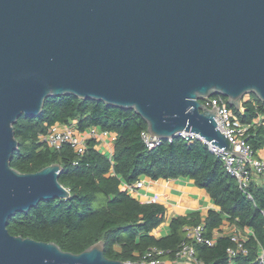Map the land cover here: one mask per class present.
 Listing matches in <instances>:
<instances>
[{"label":"water","instance_id":"95a60500","mask_svg":"<svg viewBox=\"0 0 264 264\" xmlns=\"http://www.w3.org/2000/svg\"><path fill=\"white\" fill-rule=\"evenodd\" d=\"M264 102V0H0V264H144L79 254L8 232L17 213L66 199L62 167H11L14 124L50 97L133 110L150 138L191 132L233 152L203 99ZM156 264H164L159 262Z\"/></svg>","mask_w":264,"mask_h":264},{"label":"trees","instance_id":"16d2710c","mask_svg":"<svg viewBox=\"0 0 264 264\" xmlns=\"http://www.w3.org/2000/svg\"><path fill=\"white\" fill-rule=\"evenodd\" d=\"M217 96V95H214ZM213 96V97H214ZM248 129L247 143L254 151L264 150V102L254 94L241 100L240 108L230 107ZM77 121L83 132L97 127L114 135L112 152L100 149L94 139L86 142L83 154L71 145L50 148L39 141L55 124ZM18 147L11 167L21 173H34L59 164L58 181L69 191L66 199L40 201L28 212L17 213L8 232L36 241L53 242L63 251L79 254L102 241L104 254L112 260L137 262L150 247L164 250L163 260L172 261L184 240L186 228L203 226V236L214 239L208 246L190 240L196 258L203 264H260L264 248V176L255 177L246 192L225 170L220 158L210 153L202 140L186 141L175 136L148 149L141 140L145 121L133 110L117 108L102 101L79 99L72 95L48 98L38 117L20 116L14 124ZM144 177L152 181L187 178L203 189L217 210L205 219L199 213L175 216L169 220V234L151 233L166 219L167 209L158 202H141L125 190ZM250 195V197H248ZM102 197V203H93ZM224 222L244 232L242 250L230 259L227 249H237L231 235L220 234Z\"/></svg>","mask_w":264,"mask_h":264},{"label":"built area","instance_id":"2783aa9c","mask_svg":"<svg viewBox=\"0 0 264 264\" xmlns=\"http://www.w3.org/2000/svg\"><path fill=\"white\" fill-rule=\"evenodd\" d=\"M202 102L208 108L215 107L217 109V113L214 117V121L217 125L216 128L222 134L227 135L228 139L232 142L233 152L239 153V155L223 151V148L221 149L217 146L211 145L210 143L203 141L198 135L191 132L183 131L177 134V136H180L188 142H191L194 139L205 142L210 153L222 160L225 170L236 180L239 189L246 192L251 181L255 177L264 176V158L257 157L256 151H254L247 143V132L251 125L241 124L231 111L226 99L220 95L203 99ZM114 138L113 134L102 132L97 127L81 132L77 128V121L69 120L65 124H55L51 126L47 134L39 136V141L55 150L60 149L63 144H69L77 154L81 155L86 150V142L89 139L96 140V142L99 143L98 147L100 149L107 153H111L103 147L107 148V145L113 141ZM141 140L148 149L159 146L163 141V139L156 137L150 138V134L147 129L141 133ZM167 141L171 142L172 139H168ZM142 185L143 183L140 180L132 186L125 185V190L131 195H135L137 190L142 187ZM248 197H250V195H248ZM155 201H157V199L153 198L151 202ZM185 230V238L180 243L172 261L162 259L165 254L164 250L156 247H150L141 256L140 261L137 262L144 264H156L159 262H163L164 264H203L196 258L195 250L189 242L190 240H194L197 243H204L211 246L214 244L215 240L213 238L207 239L203 236L202 225L186 228ZM223 234L224 233L221 232L220 234H216V236ZM229 235H231V240L237 246L236 250L231 248L227 249V253L231 259L235 255V251L242 250L243 238L237 231L230 232ZM258 260L260 264H264V248H261Z\"/></svg>","mask_w":264,"mask_h":264},{"label":"crops","instance_id":"0c3cea01","mask_svg":"<svg viewBox=\"0 0 264 264\" xmlns=\"http://www.w3.org/2000/svg\"><path fill=\"white\" fill-rule=\"evenodd\" d=\"M112 142L107 145V148H103L112 152ZM256 155L264 158V150L256 151ZM140 180L143 185L132 196L141 202H151L153 198H156L157 201L155 202L163 204L167 209L165 222L151 233L157 238L169 234V220L172 217L199 213L201 219H205L209 210L218 209L207 193L203 189L197 188L190 179L180 177L177 179L152 181L142 177ZM233 231H237L243 238H246L249 233V230L242 232L235 226H230L224 222L221 232L229 235Z\"/></svg>","mask_w":264,"mask_h":264},{"label":"rangeland","instance_id":"374dc122","mask_svg":"<svg viewBox=\"0 0 264 264\" xmlns=\"http://www.w3.org/2000/svg\"><path fill=\"white\" fill-rule=\"evenodd\" d=\"M248 96H245L242 100H246ZM241 103V102H240ZM102 203V197L99 196L97 200L93 203V206L98 207Z\"/></svg>","mask_w":264,"mask_h":264}]
</instances>
